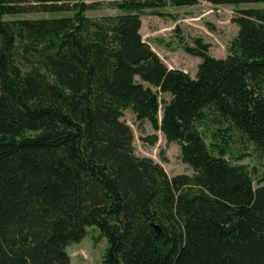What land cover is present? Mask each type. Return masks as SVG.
Segmentation results:
<instances>
[{"label":"trees","instance_id":"trees-1","mask_svg":"<svg viewBox=\"0 0 264 264\" xmlns=\"http://www.w3.org/2000/svg\"><path fill=\"white\" fill-rule=\"evenodd\" d=\"M197 1L0 0V264H70L91 226L102 264H264V186L226 158L241 141L264 158V8L233 17L225 58L185 46L194 78L140 34L145 9ZM103 2L120 13L85 14ZM39 13L69 15L20 17ZM125 109L193 174L136 156Z\"/></svg>","mask_w":264,"mask_h":264},{"label":"rangeland","instance_id":"rangeland-1","mask_svg":"<svg viewBox=\"0 0 264 264\" xmlns=\"http://www.w3.org/2000/svg\"><path fill=\"white\" fill-rule=\"evenodd\" d=\"M264 8V2L242 3L235 6L220 5L198 0L191 6H166L157 9H145L141 18L140 34L151 49L168 68L182 70L194 78L200 57L185 52V46H193V40L200 38L208 45V54L222 59L229 52L232 41L237 35L238 26L233 17L242 9ZM120 11L107 2L99 8L86 11L91 18L116 15ZM66 14H28L20 17L40 18ZM17 18L7 17L4 19ZM169 99V95L163 96ZM161 116V111H160ZM122 120L132 129L134 154L148 157L158 163L169 177L175 175H192V169L182 162L180 146L176 142H166L161 132L155 131L148 120H137L131 109L123 110ZM155 137V138H154ZM155 139V141H153ZM209 138L206 137V142ZM231 164L247 166L253 179V187L264 186V158L253 145L244 141L237 142L226 155ZM107 247V240L100 236L96 226L87 228L86 235L79 242L66 247L70 264H102V257Z\"/></svg>","mask_w":264,"mask_h":264},{"label":"crops","instance_id":"crops-1","mask_svg":"<svg viewBox=\"0 0 264 264\" xmlns=\"http://www.w3.org/2000/svg\"><path fill=\"white\" fill-rule=\"evenodd\" d=\"M214 6H216V5H214ZM216 7H218V6H216Z\"/></svg>","mask_w":264,"mask_h":264}]
</instances>
